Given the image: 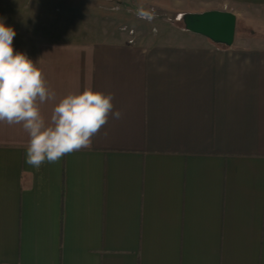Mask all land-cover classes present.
I'll return each instance as SVG.
<instances>
[{
    "label": "crops",
    "instance_id": "crops-1",
    "mask_svg": "<svg viewBox=\"0 0 264 264\" xmlns=\"http://www.w3.org/2000/svg\"><path fill=\"white\" fill-rule=\"evenodd\" d=\"M152 8L252 32L144 31ZM0 21L57 100L92 88L122 112L39 168L0 122V264H264V0H0Z\"/></svg>",
    "mask_w": 264,
    "mask_h": 264
},
{
    "label": "clouds",
    "instance_id": "clouds-1",
    "mask_svg": "<svg viewBox=\"0 0 264 264\" xmlns=\"http://www.w3.org/2000/svg\"><path fill=\"white\" fill-rule=\"evenodd\" d=\"M15 35L13 28L0 21V122L22 126L28 136L25 162L39 168L90 147L109 115L120 119L122 112L113 110V94L92 88L57 100L37 63L14 50ZM49 102L54 106L46 119L41 106Z\"/></svg>",
    "mask_w": 264,
    "mask_h": 264
},
{
    "label": "water",
    "instance_id": "water-1",
    "mask_svg": "<svg viewBox=\"0 0 264 264\" xmlns=\"http://www.w3.org/2000/svg\"><path fill=\"white\" fill-rule=\"evenodd\" d=\"M185 29L206 37L211 42L231 47L234 43L237 19L231 13L210 11L183 16Z\"/></svg>",
    "mask_w": 264,
    "mask_h": 264
},
{
    "label": "rangeland",
    "instance_id": "rangeland-1",
    "mask_svg": "<svg viewBox=\"0 0 264 264\" xmlns=\"http://www.w3.org/2000/svg\"><path fill=\"white\" fill-rule=\"evenodd\" d=\"M144 19L146 20V26L142 27V29L145 30H150V31H155L160 28L161 26L165 25H179L183 28H185L184 23H183V16H177V15H170L166 13H162L155 8L150 9L146 15L144 16ZM134 31V28H132ZM238 35L242 33H247L250 34L252 32L251 29L249 28H244L242 23H239L238 28H237Z\"/></svg>",
    "mask_w": 264,
    "mask_h": 264
},
{
    "label": "built area",
    "instance_id": "built-area-1",
    "mask_svg": "<svg viewBox=\"0 0 264 264\" xmlns=\"http://www.w3.org/2000/svg\"><path fill=\"white\" fill-rule=\"evenodd\" d=\"M121 1V0H120Z\"/></svg>",
    "mask_w": 264,
    "mask_h": 264
}]
</instances>
